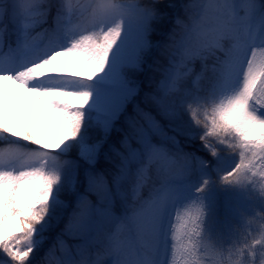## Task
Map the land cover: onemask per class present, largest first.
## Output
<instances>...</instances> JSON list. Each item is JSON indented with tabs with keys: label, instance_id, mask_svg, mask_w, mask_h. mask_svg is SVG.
Returning a JSON list of instances; mask_svg holds the SVG:
<instances>
[{
	"label": "snow or ice",
	"instance_id": "snow-or-ice-1",
	"mask_svg": "<svg viewBox=\"0 0 264 264\" xmlns=\"http://www.w3.org/2000/svg\"><path fill=\"white\" fill-rule=\"evenodd\" d=\"M166 11L164 0L0 5V25L9 18L19 24L15 42L0 26V264H190L202 252L264 264V230L259 238L237 228L227 237L210 233L199 199L210 179L195 188L196 198L182 200L183 185L211 166L165 130L186 112L191 123L180 134L198 136L213 160L221 157L217 145L238 155L229 170L213 169L220 183L261 197L264 0H190L167 42L153 45L147 38L152 21ZM128 21L144 25L141 59L158 47L168 62L163 67L154 58L161 76L145 93L156 115L137 104L123 139L104 151L111 130L105 127L86 148L85 110L93 97L82 86L118 59ZM17 88L52 114V144L30 115L21 119ZM101 159L109 166L98 167ZM80 160L88 165L82 178ZM61 223L44 251L46 237Z\"/></svg>",
	"mask_w": 264,
	"mask_h": 264
},
{
	"label": "trees",
	"instance_id": "trees-1",
	"mask_svg": "<svg viewBox=\"0 0 264 264\" xmlns=\"http://www.w3.org/2000/svg\"><path fill=\"white\" fill-rule=\"evenodd\" d=\"M145 2H148V0H145ZM190 0H164V5L166 8H168V11L166 12H160L158 17L152 21V26L149 34V39L153 42L156 40H159V43L157 46L162 45L167 42L168 35L172 31V28L174 27V20L173 15L171 14L172 11H175L174 18L182 14L183 11V4L189 3ZM11 3V0H0V5H8ZM51 24V19L49 20V25ZM0 26H6L8 33L12 34L11 38L13 40L14 37H17L19 33V24L18 22H13L11 18L8 19L5 25ZM40 29H37L39 31ZM152 49L149 50L151 52ZM139 52V58L141 59ZM154 58H159L161 61V65L163 67L167 66V61L159 56V49L158 47L155 49V51L147 57V63L144 64V62L140 61L138 67L136 68H127L124 67L121 69L123 74V79L127 86H135L139 83V89L138 94L135 97H132L131 100H129V104L127 105L126 109L122 113V116L118 121L114 123V127L112 129V132L109 134V139L105 143L104 151L108 150V145L118 141L120 139H123L124 130L127 128L126 124V117L128 115H131L133 112V108L135 105H140V107L144 108L145 111L152 112L153 115H156V109L150 105L145 103V93L150 92L155 88V82H158L160 79V72L156 71L157 65L155 64ZM200 65L197 63L195 66V71L199 72ZM86 111V118L88 120L89 127L87 129L88 132V146H91L94 141H97L101 139V137L104 134V131L101 126H99V123L96 122L93 118L92 113ZM157 119H160L159 116H157ZM186 122V123H185ZM161 123L164 125H167V121L161 120ZM190 121L188 118V115L186 112H183V120L182 121H173V128H165V130L169 133V135H177L178 141L180 143L181 148L185 152L194 153L196 157L208 162L210 164L209 169H204L199 171L198 173L194 174L191 178L194 177H201V176H210V180L212 181L211 184L215 185L216 187L223 185L219 181V172L227 171L230 169V166L234 165L235 162H238V155L228 156L225 153L228 152V149L217 145V147L221 151V157L220 160H213L207 153L206 150H204L203 145L200 143L198 136L195 138H190L187 135L180 134L181 132L186 131L187 127L190 126ZM175 129V131H174ZM29 147H32V145H29ZM71 152L68 153L69 158H71ZM80 163V172L83 169V162L82 160L79 161ZM108 161L101 159L99 161L98 167H108ZM217 169V170H213ZM204 178V177H202ZM221 184V185H219ZM199 187V186H198ZM239 187H236L233 189L231 186L228 189H224L223 191L219 192L216 191L215 193L211 192V188L209 187L208 190L204 193V195L201 197V199L204 200V202L211 207L214 212L217 215L224 216V205L229 200V197L236 195L238 197L242 196V192ZM143 195H147V190L143 192ZM220 217V216H219ZM223 218V217H222ZM59 226V225H58ZM57 226V227H58ZM60 231V230H58ZM57 233V232H56ZM56 233H52L50 236L46 237L45 244L51 245L48 240L55 237ZM48 242V243H47ZM44 251L45 248L43 249Z\"/></svg>",
	"mask_w": 264,
	"mask_h": 264
},
{
	"label": "rangeland",
	"instance_id": "rangeland-1",
	"mask_svg": "<svg viewBox=\"0 0 264 264\" xmlns=\"http://www.w3.org/2000/svg\"><path fill=\"white\" fill-rule=\"evenodd\" d=\"M149 34L150 32L148 36ZM144 38V25L137 21H128L123 37L122 51L118 59L111 65L110 69L106 70L105 74H101L96 80L82 86L89 90L93 97L86 110H91L95 121L100 123L103 128L110 127L112 129V124L118 121L124 112L127 98L138 93L136 87L131 88L124 84L120 69L122 67L131 69L137 65L139 61L138 54L141 52ZM16 93L15 103L22 109L21 119L30 115L45 142L52 144L55 139V129L51 126L52 114L38 104L35 98L27 97L22 90L17 88ZM69 102L78 103V101L73 100ZM107 121H110V123L107 124ZM247 192L250 195L246 202L234 200L229 205L230 210L234 212V220L231 223L227 222L225 226L227 230L224 232L225 237L229 236L235 228L241 232L251 233L257 238L264 230V220L258 215V213H264V198L251 191L247 190ZM188 196L189 194L182 193V200L186 201ZM65 240L69 244L76 243V241H71L68 238H65ZM225 242H228L227 239Z\"/></svg>",
	"mask_w": 264,
	"mask_h": 264
},
{
	"label": "clouds",
	"instance_id": "clouds-1",
	"mask_svg": "<svg viewBox=\"0 0 264 264\" xmlns=\"http://www.w3.org/2000/svg\"><path fill=\"white\" fill-rule=\"evenodd\" d=\"M258 194L261 198H264V191L258 190ZM190 264H237V262L235 260H231L230 258L213 255L211 252H202L199 253L195 261L190 262Z\"/></svg>",
	"mask_w": 264,
	"mask_h": 264
},
{
	"label": "bare ground",
	"instance_id": "bare-ground-1",
	"mask_svg": "<svg viewBox=\"0 0 264 264\" xmlns=\"http://www.w3.org/2000/svg\"><path fill=\"white\" fill-rule=\"evenodd\" d=\"M110 123V121H107V124H109Z\"/></svg>",
	"mask_w": 264,
	"mask_h": 264
}]
</instances>
